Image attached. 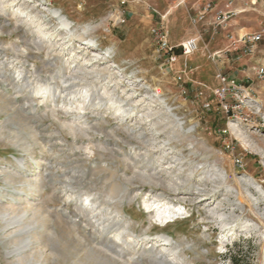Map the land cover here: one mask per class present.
<instances>
[{
  "label": "rangeland",
  "instance_id": "374dc122",
  "mask_svg": "<svg viewBox=\"0 0 264 264\" xmlns=\"http://www.w3.org/2000/svg\"><path fill=\"white\" fill-rule=\"evenodd\" d=\"M143 1L131 4L126 24L115 25L113 0H0L2 73L14 74L4 68L9 62L27 75L36 66L49 77L50 69L58 82V77L75 76L93 82L103 99L101 108L79 111L86 106L80 97L53 102L11 87L5 99L18 100L14 108L0 100V211L15 217L26 195L53 214L46 224L33 219L32 235L19 230L6 234L8 219L0 217V264H18L10 252L38 233L49 244L46 264H109L90 246H109L134 264H153L157 258L172 262L175 257L173 264H264V36L253 56L238 52L212 58L226 41L222 34L205 32L198 50L179 57L166 73V59L159 55L150 29L159 20L153 10L165 13L172 0ZM235 7L244 10L231 22L235 34L264 33V0H240ZM54 11L73 24L72 37ZM169 31L170 44L177 45L197 36L202 25L196 29L180 9L171 16ZM12 80L18 82L15 76ZM157 89L184 125L179 133L162 118L166 113L160 103L151 102ZM111 98L134 103L135 112L119 118L109 106ZM22 104L27 108L22 115L31 117L39 131L36 138L14 121ZM150 105L157 114H149ZM163 142L169 145L167 151ZM145 155L149 162L141 160ZM145 168L160 181L141 178ZM67 174L105 201L112 215L93 218L86 191L65 206L68 190L58 184L70 181ZM113 185L120 192L110 200ZM165 206L181 219L163 225L154 210ZM63 209L86 227L85 239L70 234L58 220ZM33 213L30 209V220ZM116 214L127 225L120 247L109 244L107 237L114 234L102 232V223ZM224 222L231 225L224 228ZM161 236L173 241L175 257L163 251L157 242Z\"/></svg>",
  "mask_w": 264,
  "mask_h": 264
},
{
  "label": "bare ground",
  "instance_id": "6f19581e",
  "mask_svg": "<svg viewBox=\"0 0 264 264\" xmlns=\"http://www.w3.org/2000/svg\"><path fill=\"white\" fill-rule=\"evenodd\" d=\"M54 14H55L56 18L59 20L61 28L65 31V33L67 35H69V37H72L75 33L73 30V24L67 18H65L62 14H60L59 12L54 11ZM27 43L28 42L25 40L23 46L27 47L28 46ZM16 50L17 49H15V50L13 49L11 51L15 52ZM16 53H19V51L17 50ZM1 55H2V53L0 51V56ZM16 60H22V57L20 56V54H16ZM4 65H5L4 61H2V62L0 61V66H4ZM47 66H49V64H47ZM6 67L11 68V72L14 74H11L8 72L2 73V71H0V100H2L4 102L7 101L9 104V107L14 108V105L19 102L18 100L16 101V99L15 100L13 99L12 101L9 99H5L6 96L10 93L9 89L11 87L13 89L19 90V93H26L29 96H37V97H44V98L50 97L53 99V102L56 99H59V100L62 99L63 101H65L68 99L72 100L73 98L76 99V98L80 97V99H83V103L86 104L85 107H87V108L81 107V108H79V111H82V110L85 111V110H88V109L93 108V107L94 108L95 107H99V108L102 107L103 99H101L98 95H96V93H95L96 86L94 85L93 82L86 81L84 83L83 80H80L79 77H76V76L72 80H68L65 77H58L57 76L59 79V82H58V81H55L56 78L54 76V73L50 69L47 70V73L50 74L49 77H47L46 75H43L45 73V71L44 70L43 71L38 70V67H36V66L34 67V69L31 72H29V75H27L25 72L26 71L25 69L19 68L13 62H9L4 68L6 69ZM14 76L18 82H15V80L11 81L12 77H14ZM108 88L105 87L104 89H108ZM104 92H105L104 94L109 97L110 92L108 90H106ZM156 94H157V98L155 99L154 97H152L151 102H155V103L159 102L160 103V105H161L160 111H163L166 113V115L164 114V116L162 118L164 119V121L168 120L167 125L172 123V125L174 126L176 131L179 133V128L182 129V127L184 125L178 120V118L176 117L175 114H174L175 116L173 115V112L171 111L170 107H168L166 101L163 99H160V95H162V94H161V91L159 89H157ZM154 99L156 101H154ZM109 104H110L109 106H111L112 108L113 107L115 108V113H116V115L119 116V118H124L125 116H128L131 113L135 112V108H134L135 105H133L134 103L129 104V103H126V101H123L119 98L118 99L111 98L109 100ZM117 104H118V106H117ZM150 106L148 108V110H150L149 114H152V115L157 114L158 112L156 113L155 109L152 108L153 106H151V107ZM20 110L21 111L18 110V112L16 114V118L14 121L18 125H20L21 128L24 127L26 129H28L30 131V135L32 137L36 138L37 135L39 134V131L36 129L34 123L31 122L32 118L22 115V111L25 112V110H27L26 105L25 104L20 105ZM73 124H75V123H72L71 130H75V128L73 127ZM86 125H88V124H86ZM155 131H157V129H155ZM157 135H158V133H157ZM238 138L246 147H248V144L246 143V141L244 139H241L242 137H238ZM163 143L164 144L162 145V147L164 149L166 148L165 150L167 151L168 150L167 146H169V145H167L165 142H163ZM180 153H183V152L180 151ZM182 156H183V158H182L183 160L184 159L190 160L189 154L188 155L182 154ZM140 157H141L142 161L149 162V160H150L149 155L140 156ZM176 161H179V159ZM189 163L192 165V161H189ZM18 164L20 166H23L22 161H19ZM58 165L60 166V168L65 167L63 165V163H61V162H59ZM136 165H137V163L134 162L133 166L135 168H137ZM144 172H145V174L142 173L143 175L142 174L140 175L141 178L148 180V181L149 180L150 181L151 180L160 181V180L156 179V177H155L156 173L152 174L150 170H147V168L144 169ZM69 175L70 174H67V177ZM69 177H71L69 182L65 181V182H60L58 184V185L64 186L66 188V190H68L66 193L68 201H67V203L66 202L64 203L65 206L72 203L74 197L77 198L78 196H81L80 193L82 191H86L85 201L88 202L90 205L91 213L94 215L93 218L96 219L98 217H105V216H111L112 215L113 212H109V210L111 209L110 206L105 201H102L99 198H95L91 194L90 189L88 187H86L87 185L83 186L81 184L74 183L72 179H76V178L74 176H69ZM114 177H115V174L112 172L111 178H114ZM119 192H120V186L117 187V186L113 185L109 191V194H108L109 199L110 200L116 199L119 195ZM16 194H17V191L15 194L12 193L11 197L12 196L15 197ZM21 198L24 200V203H23L24 206H23V209L20 210V212H18L17 215H15V217H10L11 213H9V211H7V210H5L4 212L0 211V217H4V218L8 219L6 221V223H9L8 226L10 228L8 231H6V234L11 233L13 230L16 232H17V230H19L22 234L24 232H26V235L27 234L32 235L33 230L30 229V226H31L30 223H31V221H33V219H34L35 224H39L40 220H42V224H46V222L53 217V214H51L46 209L41 208L40 205L39 206L33 205L31 200H29L26 195L21 196ZM238 201L241 204H243L242 199L238 198ZM12 209H14V208H12ZM30 209H32L34 211V213H33L34 218L31 217L32 220H30L29 216H28ZM147 209L148 210L150 209V211H152L153 206L150 205ZM15 211L17 212V210H15ZM155 211H156V217L159 218V221H161L163 223V225H165L164 223H166L169 219H171L172 215H174L176 213L174 211V209H171L170 207H166V206L164 209L158 207L157 209L154 210V212ZM65 212H66L65 209H63L62 212L57 214L58 220L61 222V224L63 226H65L64 228H66V226H67V229L69 230L70 234H75L79 238V240L85 239L84 234L88 233L86 231L87 230L86 227L81 228L80 220H78L76 218L71 219L70 218L71 214L70 213L67 214V212H66V215H64L63 213H65ZM118 213H119V211H118ZM118 215L119 214H116V216L113 217V220H111V222L109 219L106 221V223H104V222L102 223V226H103L102 232L104 234L105 233L106 234H111V233L114 234V238L110 239L107 237V239L109 240V244L111 246H116V247H120L119 242L122 241L124 238L123 235L125 233V225H126L125 223H123V221L121 220V218ZM40 217H41V219H40ZM74 217H76V216H74ZM156 220H158V219L156 218ZM231 220H233V219H231ZM229 224H230V222L229 223L224 222L223 223L224 228L227 227ZM223 225H222V227H223ZM86 226L93 228V226L90 222H87ZM254 227L255 226H253V228ZM21 241H22V239H21ZM46 242H47V240L45 239V235L43 233H38L35 238L31 237V236L29 238H27L26 242L25 241L22 242L21 246L20 247L18 246L14 251L10 252V254H12L16 258L15 260H17L18 264H46V262H47L46 250L49 247V244H47ZM157 242L160 243V246L163 247L164 252H169V253H171L170 254L171 256H174V257L176 256L178 250L177 251L171 250V249H173V241L171 239L167 238L166 236L165 237L161 236V237H158ZM124 244H126V243H124ZM33 246H34V248H32ZM89 246L90 245H88L86 247H89ZM89 249L95 255H97L98 257H100L102 260H104L105 262H107L109 264H134V261H130V259L125 260L124 256L121 255V252L118 253L116 250H113L109 246H103L102 249L94 248V247L90 246ZM108 252L113 253L116 257L109 255ZM173 260L174 261L171 262V261H164L162 258H157V261H153L154 262L153 264H173L177 260L176 257L173 258Z\"/></svg>",
  "mask_w": 264,
  "mask_h": 264
},
{
  "label": "built area",
  "instance_id": "2783aa9c",
  "mask_svg": "<svg viewBox=\"0 0 264 264\" xmlns=\"http://www.w3.org/2000/svg\"><path fill=\"white\" fill-rule=\"evenodd\" d=\"M113 1L115 2V8L112 13V21L115 25L126 24L130 14L131 4L145 3L143 0ZM239 1L240 0H172V3L165 13L161 14L154 9L153 11L158 15L159 20L156 25L151 27L150 33L154 38L156 46H158L157 51L159 55L164 56V59H166V63L162 65V67H167L168 71L166 73H169V69L173 67V64L177 62L179 57L188 58L198 50L199 42L203 40L205 32H209V34H213V36L222 34L226 41L224 48L210 54L212 58H221L238 52H241L243 57L253 56L258 49V44L263 40L264 33L251 32L240 35L232 31V20L234 17L244 12V10H239L235 7L236 3ZM180 9L186 12L192 25L196 29L199 25H202V32H198L197 36L185 39L177 45H171L169 31L170 18ZM176 51H180V54L176 53ZM219 77L222 78L223 82H229L223 75H219ZM230 83L234 85L235 89H238V85L235 81H231Z\"/></svg>",
  "mask_w": 264,
  "mask_h": 264
},
{
  "label": "trees",
  "instance_id": "16d2710c",
  "mask_svg": "<svg viewBox=\"0 0 264 264\" xmlns=\"http://www.w3.org/2000/svg\"><path fill=\"white\" fill-rule=\"evenodd\" d=\"M176 52H177L178 54H180V51H176ZM232 260H234V261L236 260L235 262L237 263V259H236V258H235V259L233 258Z\"/></svg>",
  "mask_w": 264,
  "mask_h": 264
},
{
  "label": "crops",
  "instance_id": "0c3cea01",
  "mask_svg": "<svg viewBox=\"0 0 264 264\" xmlns=\"http://www.w3.org/2000/svg\"><path fill=\"white\" fill-rule=\"evenodd\" d=\"M222 36L224 37V35H221V37H222ZM223 37H222V38H223ZM224 39H225V38H224ZM182 41H183V40H182ZM223 42H224V40H223Z\"/></svg>",
  "mask_w": 264,
  "mask_h": 264
}]
</instances>
